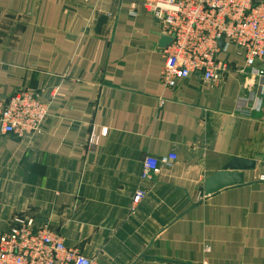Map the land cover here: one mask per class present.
I'll use <instances>...</instances> for the list:
<instances>
[{"label":"crops","instance_id":"0c3cea01","mask_svg":"<svg viewBox=\"0 0 264 264\" xmlns=\"http://www.w3.org/2000/svg\"><path fill=\"white\" fill-rule=\"evenodd\" d=\"M144 1L0 0V93L50 104L43 134L0 136V235L29 217L93 264H264V75L230 47L220 80L164 88L163 27ZM171 154L141 182L146 158ZM234 158L257 167L206 196Z\"/></svg>","mask_w":264,"mask_h":264},{"label":"built area","instance_id":"2783aa9c","mask_svg":"<svg viewBox=\"0 0 264 264\" xmlns=\"http://www.w3.org/2000/svg\"><path fill=\"white\" fill-rule=\"evenodd\" d=\"M142 7L162 25L164 36L173 40L163 51L164 88L174 90L195 74H201L208 84L220 80L230 67L219 56L230 47L245 60L248 69L264 75V71L256 70V62H264V2L145 0ZM242 108L250 109L247 102ZM49 111L50 104L41 99L39 92L20 90L10 96L0 93V136L33 140L43 134ZM106 133V130L101 135L92 133L90 150H97ZM177 160L176 154L161 159L146 158L141 182H152ZM146 196L147 191L139 188L133 196L132 208ZM0 264H93V261L80 250L66 246L64 237L48 226L37 228L33 219L18 217L13 220L11 230L0 235Z\"/></svg>","mask_w":264,"mask_h":264},{"label":"water","instance_id":"95a60500","mask_svg":"<svg viewBox=\"0 0 264 264\" xmlns=\"http://www.w3.org/2000/svg\"><path fill=\"white\" fill-rule=\"evenodd\" d=\"M172 38L163 36L161 46L167 48L172 43ZM224 46V42H221ZM259 61L256 62L258 64ZM256 162L234 158L223 171L211 176L205 183V195L211 196L223 189L241 186L244 183V172L255 170Z\"/></svg>","mask_w":264,"mask_h":264}]
</instances>
